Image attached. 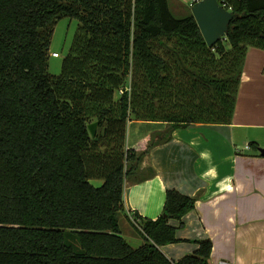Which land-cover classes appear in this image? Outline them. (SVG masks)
<instances>
[{"label":"trees","instance_id":"16d2710c","mask_svg":"<svg viewBox=\"0 0 264 264\" xmlns=\"http://www.w3.org/2000/svg\"><path fill=\"white\" fill-rule=\"evenodd\" d=\"M218 1L233 18L208 47L167 0H0V264H209L211 240H179L168 223L182 228L195 197L167 190L156 219L127 216L136 248L119 215L125 181L145 179L148 149L126 145L130 118L170 131L232 121L246 52L264 51V0ZM61 18L78 25L54 76ZM179 242L197 248L178 261L160 250Z\"/></svg>","mask_w":264,"mask_h":264},{"label":"crops","instance_id":"0c3cea01","mask_svg":"<svg viewBox=\"0 0 264 264\" xmlns=\"http://www.w3.org/2000/svg\"><path fill=\"white\" fill-rule=\"evenodd\" d=\"M134 122L149 128L133 138L126 131L128 148L148 149L138 174L145 179L125 181L120 217L128 222L127 216L137 212L156 219L166 191L174 189L196 198L182 228L178 220L168 222L179 240L210 239L209 264H264V157L259 151L264 148V51L250 47L246 52L230 124L195 123L170 131L164 122ZM196 248L179 242L160 250L178 261Z\"/></svg>","mask_w":264,"mask_h":264},{"label":"rangeland","instance_id":"374dc122","mask_svg":"<svg viewBox=\"0 0 264 264\" xmlns=\"http://www.w3.org/2000/svg\"><path fill=\"white\" fill-rule=\"evenodd\" d=\"M167 1L169 9L174 17L183 18L191 13V7L189 5L193 2V0ZM77 25V20L70 18H61L56 22L53 28V33L50 41V49L48 53L50 56V58L48 59V73L50 75H59L62 56L72 44ZM54 52L59 54L58 58H52L51 53ZM130 120H132V122L128 121L127 123V133L129 135V138L138 137V133L142 131L146 132L149 129L148 126L140 125L139 123L134 122L133 118H130ZM92 183L95 186H99L101 184V181L93 180ZM122 215L123 214L119 215V224L124 234L123 236L130 247L136 248L138 247V241H140L139 234L136 232L135 228L132 225L125 221L124 218L120 217Z\"/></svg>","mask_w":264,"mask_h":264},{"label":"water","instance_id":"95a60500","mask_svg":"<svg viewBox=\"0 0 264 264\" xmlns=\"http://www.w3.org/2000/svg\"><path fill=\"white\" fill-rule=\"evenodd\" d=\"M191 13L208 47H213L220 39L225 38L233 18V14L218 0L194 1L191 5ZM97 125V122L88 125L91 137L95 136ZM259 151L264 157V148Z\"/></svg>","mask_w":264,"mask_h":264},{"label":"built area","instance_id":"2783aa9c","mask_svg":"<svg viewBox=\"0 0 264 264\" xmlns=\"http://www.w3.org/2000/svg\"><path fill=\"white\" fill-rule=\"evenodd\" d=\"M194 1H197V0H193V2ZM192 2V3H193ZM192 3L190 4V5H192ZM51 56L52 57H59V54L58 53H56V52H54V53H51ZM218 264H228V262H226V261H220Z\"/></svg>","mask_w":264,"mask_h":264}]
</instances>
